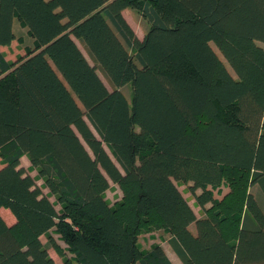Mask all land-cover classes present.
<instances>
[{"label":"trees","instance_id":"1","mask_svg":"<svg viewBox=\"0 0 264 264\" xmlns=\"http://www.w3.org/2000/svg\"><path fill=\"white\" fill-rule=\"evenodd\" d=\"M15 19L32 47L0 51V264H56L52 229L79 264H172L140 248L153 229L182 264H264V0H0V45Z\"/></svg>","mask_w":264,"mask_h":264},{"label":"rangeland","instance_id":"2","mask_svg":"<svg viewBox=\"0 0 264 264\" xmlns=\"http://www.w3.org/2000/svg\"><path fill=\"white\" fill-rule=\"evenodd\" d=\"M15 30L17 31L16 34L17 36L21 35V40L22 41H18L16 39H14V41L11 43V44H8V45H4V46H0V51L3 53L4 55V58L6 60H9V61H14L19 55H24L25 54V48L20 46V44L22 43L23 44V41L24 39L26 41H29L30 39V36L27 34V30H26V27H23L21 26L20 24H16L15 25ZM261 46H264V42H261L259 41L258 42ZM212 46L214 47L215 51H217V48L214 46V44H212ZM32 47V46H30ZM19 51V52H18ZM230 70V68H229ZM231 71V70H230ZM123 92L125 93L126 97L129 99L130 97V88L129 86L127 87H124L123 89ZM107 150V149H106ZM109 151V150H108ZM20 161V160H19ZM27 173H29L32 177H34V180L36 182V184L41 188L42 192L43 193H48V189L43 185V179L41 177H39V175L37 174V170L35 167H32L31 165L28 166L26 169ZM225 186V185H223ZM226 187V186H225ZM225 187H222V190H224ZM257 189V185L253 186L252 188V191L253 193H255ZM225 191V190H224ZM183 192L187 193V189L185 187V189H183ZM215 197L217 196H221V190H214L213 191ZM119 194H120V190L117 186H115L113 183H110V188L106 190L105 192V197L107 198V200L109 201L110 204L113 203V201L115 199H117L119 197ZM189 194V192H188ZM187 198H191L190 195L187 196ZM49 199L52 201V202H55V198L53 195H51L49 197ZM116 201V200H115ZM55 208L56 209H59L60 206L58 204H55ZM14 218V216L11 214V212L8 210V209H5V208H0V215L2 216V218L7 222V223H11L10 222V215ZM52 233V236L53 238L56 240V242L62 247L64 248V257L63 256H59L55 253V251L48 246L47 244V239H46V236L43 235L41 236V241L42 243L48 247V253L49 255L52 257V259L54 260V262L56 264H64L63 263V259L64 258H69L71 263L72 264H79L78 262H76L74 260V256L72 253H70L69 251L66 250V243L63 242L60 238H59V234L55 233L54 229H52L50 231ZM149 232H154V234L152 235L151 238L153 239H157L159 237V235H161L162 233H166L164 232L162 229H153ZM148 232H142L139 234V236L141 234H146ZM149 244V240L147 239L146 240V237H140V248L143 249V250H148V248H144L145 244ZM154 244V243H153ZM151 247V246H150Z\"/></svg>","mask_w":264,"mask_h":264},{"label":"crops","instance_id":"3","mask_svg":"<svg viewBox=\"0 0 264 264\" xmlns=\"http://www.w3.org/2000/svg\"><path fill=\"white\" fill-rule=\"evenodd\" d=\"M121 14H122V17L124 18L125 22L128 24V26L132 29L133 33L136 35V37L139 38V39H142L143 36H144V34H145L146 28H147V23H146V20L141 16V14L138 13L137 11L131 9V8H125V9H123L121 11ZM16 24H19V23L15 19L13 21V30H14V33L15 34L17 32L15 30V25ZM19 36H21V35H19ZM72 38L75 41V43L77 44V46L79 47V49L82 51V53L84 54V56L86 57V59L92 64V61L90 60L89 56L87 55V53L83 49V47L80 44V42L76 38H74L73 36H72ZM13 41L14 40H12L11 43ZM0 46H3V45H0ZM20 46L24 47L25 49L26 48H29L30 46H32V38L30 37L29 41H26L24 39L23 44L21 43ZM262 47L264 49V46H262ZM97 73H98V76L103 81V83L108 87L109 85H108L105 77L100 73L99 70H97ZM86 121H87L89 127L91 128V130L93 131V133L96 136H98L97 133H96V131H95V129L92 127V125L88 122L87 119H86ZM19 160H20V167H22L24 169H26L28 166L31 165L28 157L25 154L22 155ZM115 186H117V185H115ZM185 187H186V185H184V184L178 186L179 190L182 192L183 196L187 199L189 205L192 207V209H193L196 217H200L201 214H202V212L200 210V207L195 205L194 198L190 195V193L188 194V192L187 193L186 192L185 193L183 192V189H185ZM222 187H225V186L221 185L220 187H218V189H220L221 192H222L221 193V196L223 194H225L227 192V190H228V188L225 187L224 188L225 191H224V190H222ZM255 192H257V190ZM188 195H190L191 198H187ZM221 196L215 197V195H214L215 198H221ZM120 197H121V192H120L119 197L117 199H119ZM262 197L263 196L260 195V199H262ZM117 199H115V200H117ZM208 205L209 204H207L206 207ZM10 219H11L10 222H13L14 218L11 215H10ZM189 229L191 231H194V225H193V223H191L189 225ZM153 234H154V232H148L146 234H141L140 236L138 235V243L140 244V237H146V240L147 239L149 240V244L146 243L145 246H144V248H146V249L148 248L149 249L150 246L153 243L159 244L162 247L163 251L165 252L166 256L168 257V259L171 261L172 264H182L181 260L179 259V257L176 255V253L173 251V249L171 248V246L168 243L169 234L168 233H162L161 235H159V237L157 239L151 238Z\"/></svg>","mask_w":264,"mask_h":264}]
</instances>
